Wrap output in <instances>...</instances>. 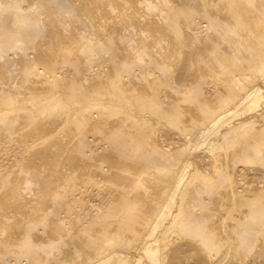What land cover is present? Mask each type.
<instances>
[{
    "label": "bare ground",
    "instance_id": "obj_1",
    "mask_svg": "<svg viewBox=\"0 0 264 264\" xmlns=\"http://www.w3.org/2000/svg\"><path fill=\"white\" fill-rule=\"evenodd\" d=\"M0 264H264V0H0Z\"/></svg>",
    "mask_w": 264,
    "mask_h": 264
}]
</instances>
